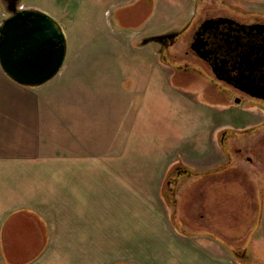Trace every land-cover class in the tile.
<instances>
[{"label": "rangeland", "instance_id": "374dc122", "mask_svg": "<svg viewBox=\"0 0 264 264\" xmlns=\"http://www.w3.org/2000/svg\"><path fill=\"white\" fill-rule=\"evenodd\" d=\"M112 1L116 3L114 7L109 0H22L21 2L23 7H38L47 12L52 11L51 13L58 17L67 35L69 51L62 74L76 73L80 64L86 63L88 66V61L82 63V59L75 56L78 50L89 48L95 52L90 73H81L73 81L91 88L98 101L97 117L100 118L96 121L97 137L83 136L80 144L84 146L88 141H94L92 146L97 147V159L103 160L106 152H111L112 155L114 154L112 152L121 148L124 139L122 133H130L128 137L130 144L136 140L132 138L131 132L134 121L142 115L147 118L154 117V121L159 123L155 134H159L165 145H175L191 139L192 143L189 141L188 143L192 148L202 144L210 149L213 148L207 157L203 155L201 158H194L179 151L175 156L171 155L174 159L177 157L176 191L181 189L183 197L194 190V185L186 183V176H191L193 173L202 174L204 178L203 184L199 187L203 192L202 201L192 205L187 212L181 211L182 216L179 217L184 221L183 226L185 225V230L189 233L198 230L203 233L198 237L192 236L193 234L188 236L184 232L174 233L173 236L169 232V229H172V216L175 213L172 204L167 199H161L158 208H152L151 193L154 185L148 178L143 177V172L138 173L143 162L152 161L154 156L140 154L138 157L137 153H130V157L134 155L130 160H139L140 166L137 169L135 165V168L129 170L127 207L130 223L127 232L113 233L114 243L109 248L99 250L102 252L103 261L113 264H168L169 259L171 263L178 262L177 259L184 253L185 259L180 262L185 264L187 256L197 250L201 252L202 249L197 247L205 246L206 237L211 238L210 234L205 233L207 232L218 235L226 245L235 246L237 248L233 255L235 259L241 258L245 264L253 261L264 264V104L251 102L247 98L238 103L234 99L236 95L234 92H229L227 95L219 93L218 88L210 83L209 73V76L189 75L184 68L187 58L184 36L180 37L179 44L177 46L175 44L168 53H161V75H164L162 79H168L175 85L171 86L160 81V88L153 92L148 80L141 73L143 70H138L139 63L143 59L139 54L146 49L160 48L156 41L143 43L141 38L138 39L142 35L140 34L143 28L142 22L149 16V10L144 8L142 2L136 3L137 0ZM159 1L164 2V5L159 3L161 5L158 8L161 9L153 22L159 28L160 34L169 30L165 29L167 25L180 22L183 18L186 22L194 10L190 8L184 12L183 9L168 8L165 7L166 0ZM120 3H128L126 4L128 6L124 9L116 8ZM167 4L173 6L174 1L170 0ZM203 5L198 8L192 19L196 20L201 14L208 15L212 11L222 9L221 7L230 12L248 14L249 17H264V0H207ZM4 11L3 8L0 10V17L4 15ZM121 16L125 23L132 26L131 29H126L122 26L123 23L116 24L120 22ZM146 29L144 28L146 31L144 34H148ZM123 81H128L129 89L124 88L126 82L123 83V90L119 87L121 85L119 83ZM106 106V111L108 112L110 106L113 114L112 121H108L113 135L110 134L107 126V135H111V138L104 136V126L107 123L105 125L103 116ZM195 107L202 112L199 113L197 109L196 112ZM65 108L76 111L73 106ZM122 115L126 118L123 129L120 127ZM93 124L95 125V121ZM243 130H251V132L244 134ZM182 131H193L192 138L185 135L186 137L177 139L175 133L180 135ZM199 134L203 135L197 136ZM108 141L111 143L105 145ZM112 158L114 160L115 156L112 155ZM190 162L195 164V167ZM178 169L181 173L177 172ZM168 177L169 175L166 179ZM168 186L170 185L166 181L162 187ZM147 191L151 195L146 196L145 200L140 199L139 197ZM98 193L104 194V192ZM98 204L99 210H102L110 205V201L100 200ZM112 204L122 207L126 202L118 200L113 201ZM159 220L161 224L158 223ZM260 227H263L261 228L263 232L253 233L256 229L260 231ZM159 228L160 232H158ZM157 239L161 243L157 247H152V241ZM173 239L179 240L182 246L184 243L186 245L182 248L180 243H177V249L171 248L173 245L170 243ZM120 241H123L122 245Z\"/></svg>", "mask_w": 264, "mask_h": 264}, {"label": "crops", "instance_id": "0c3cea01", "mask_svg": "<svg viewBox=\"0 0 264 264\" xmlns=\"http://www.w3.org/2000/svg\"><path fill=\"white\" fill-rule=\"evenodd\" d=\"M109 1L114 7L116 3ZM158 1H136L142 2L144 8L149 10V16L142 22L143 28L140 30L142 35L138 38H141L143 43H152L151 38L160 34L159 28L153 22L161 9L158 6L164 5V2ZM169 1H165V7L183 9L184 12L194 8L186 22L183 18L180 22L165 25V29L169 30L182 28L196 15L198 8L207 3V0H173L174 5L170 6L167 4ZM126 4L128 3H120L116 8L124 9L128 6ZM5 5L6 0H0V10L2 8L5 10L0 20L8 15ZM52 15L56 18L54 13ZM116 24H122L126 29L132 28L123 21V16ZM144 28H147L148 34H144L146 32ZM141 53L139 55H142L143 59L138 70H143L141 73L148 80L153 92L160 88V81L175 85L168 79H162L164 75H161V54L158 49L153 47ZM68 55L69 51L67 57ZM75 56L82 59V63L88 61V66L86 63L78 65L77 74L74 72L62 74L68 59L66 58L61 70L41 86H26L16 82L6 74L0 64V264H113L103 261L102 252L99 250L107 249L114 243L113 233L128 230L129 170L135 168V165L137 169L140 167L139 160H130L134 157V155L130 157V153H137L138 157L140 154L154 156L152 161L143 162L138 173L143 172V177L148 178L154 185L151 193L152 208L157 209L161 199H167L172 204L175 213L169 232L173 236L177 232H184L188 236L193 234L192 236L196 237L203 234L200 230L189 233L185 230V225L183 226L184 221L179 217L182 216L181 211L187 212L192 205L202 201L203 192L199 187L203 184L204 178L202 174H193L186 167L192 173L191 176H186V183L194 185V190L183 197L181 189L176 191L177 157L174 159L171 155L175 156L179 151L194 158H201L203 155L207 157L213 147L210 149L202 144L192 148L189 144L192 143L191 139L188 140L189 143L184 140L185 142L181 141L180 144L165 145L159 134H155L159 123L154 121V117L140 115L137 121H134L131 132L132 138L136 140L130 144L128 139L130 133H122L124 139L121 148L112 152L114 160L111 152H106L103 160L97 159V147L92 146L94 141L90 140L84 146L80 142L83 136L97 137L96 121L100 119L97 117L98 101L90 87L73 82L81 73H90L95 52L89 48L80 49ZM125 82L119 83L122 90L123 83L125 90L129 89L128 81ZM104 103L107 105L105 100ZM126 103L128 104V101ZM200 104L203 105L201 102ZM68 106H73L76 111L73 110L72 113L69 108H65ZM196 109L199 113L202 112L195 107V111ZM106 110L107 106L103 116L105 125L107 123L104 126L105 137L108 121L111 122L113 118L112 108L109 106L108 112ZM125 119L122 115L121 129ZM108 127L110 134L113 135L111 124ZM185 135L192 138L193 131H182L180 135L175 133L177 139L186 137ZM108 137L111 138V135ZM107 143L111 141L105 142V145ZM190 164L195 167L192 162ZM180 171L178 169L177 172ZM167 175L169 177L166 179ZM165 180L170 185L166 188L162 187ZM151 194L147 191L143 193L144 198L143 195L139 198L145 200V197ZM106 199L110 201V205L99 210V201L106 202ZM118 200L125 201L126 205L114 206L112 202ZM158 223L161 224L160 220ZM261 228L263 227H260L259 231L257 227L253 233L263 232ZM205 233L210 234L211 238L206 237L205 246L197 247L202 251L192 252L187 256L185 264H245L241 258H234L233 255L236 253L234 251L237 249L235 246L226 245L218 235ZM174 239L171 240L172 243L169 242L173 245L171 248L177 249V243L184 248L185 243L182 246L179 240ZM120 242L122 245L123 241ZM160 243L158 239L153 240L152 247H157ZM181 255L177 259L178 262L171 263L169 259L168 264H182L180 261L185 259V255L184 253ZM249 264L259 263L253 261Z\"/></svg>", "mask_w": 264, "mask_h": 264}, {"label": "flooded vegetation", "instance_id": "af4514ba", "mask_svg": "<svg viewBox=\"0 0 264 264\" xmlns=\"http://www.w3.org/2000/svg\"><path fill=\"white\" fill-rule=\"evenodd\" d=\"M221 8L151 39L159 43L160 54H165L184 36V68L189 75L209 73L210 83L219 93L234 92L238 103L247 98L263 105L264 17H249Z\"/></svg>", "mask_w": 264, "mask_h": 264}, {"label": "water", "instance_id": "95a60500", "mask_svg": "<svg viewBox=\"0 0 264 264\" xmlns=\"http://www.w3.org/2000/svg\"><path fill=\"white\" fill-rule=\"evenodd\" d=\"M21 2L6 0L8 15L0 23V64L16 82L41 86L63 67L67 35L51 13L22 7Z\"/></svg>", "mask_w": 264, "mask_h": 264}]
</instances>
